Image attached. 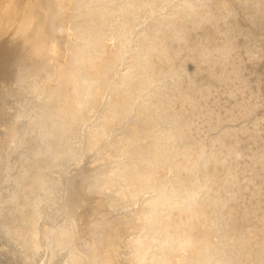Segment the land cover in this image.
I'll list each match as a JSON object with an SVG mask.
<instances>
[{"label": "bare ground", "instance_id": "bare-ground-1", "mask_svg": "<svg viewBox=\"0 0 264 264\" xmlns=\"http://www.w3.org/2000/svg\"><path fill=\"white\" fill-rule=\"evenodd\" d=\"M0 264H264V0H0Z\"/></svg>", "mask_w": 264, "mask_h": 264}]
</instances>
